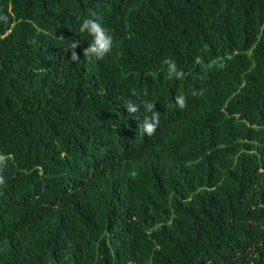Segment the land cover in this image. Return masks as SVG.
I'll return each mask as SVG.
<instances>
[{
    "label": "trees",
    "instance_id": "trees-1",
    "mask_svg": "<svg viewBox=\"0 0 264 264\" xmlns=\"http://www.w3.org/2000/svg\"><path fill=\"white\" fill-rule=\"evenodd\" d=\"M0 157V264H264V0H0Z\"/></svg>",
    "mask_w": 264,
    "mask_h": 264
},
{
    "label": "clouds",
    "instance_id": "clouds-1",
    "mask_svg": "<svg viewBox=\"0 0 264 264\" xmlns=\"http://www.w3.org/2000/svg\"><path fill=\"white\" fill-rule=\"evenodd\" d=\"M90 11V17L84 19L83 23L80 26V31L88 32L93 37V41L88 47L83 49V54L85 57L91 58L93 55L99 59H103L106 55L110 54L112 51V48L114 46V40L113 36L109 33V31L102 26V24L99 22L100 18L96 11L89 10ZM80 41H73L69 44V49L71 50V59L73 61H76L79 59V56L77 55L76 49L79 47ZM167 62V61H166ZM176 64L172 62L170 64V68L172 71H175ZM171 79V77H168ZM180 107H185V100L183 96H180ZM155 105L150 102L147 105V108L145 109L146 112L151 111ZM127 110L130 113H136L139 109L137 106L133 105L132 103H128L126 105ZM152 120L153 122H149V120ZM159 124V113L154 112L151 117L145 116L143 120V124L140 125L142 130L147 133L148 136H152L157 129V126ZM3 158V157H0ZM3 181L0 180V184H2Z\"/></svg>",
    "mask_w": 264,
    "mask_h": 264
}]
</instances>
